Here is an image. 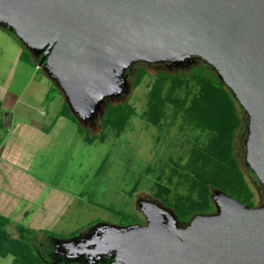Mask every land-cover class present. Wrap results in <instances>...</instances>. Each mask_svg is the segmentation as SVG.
<instances>
[{"label": "rangeland", "instance_id": "obj_1", "mask_svg": "<svg viewBox=\"0 0 264 264\" xmlns=\"http://www.w3.org/2000/svg\"><path fill=\"white\" fill-rule=\"evenodd\" d=\"M16 18H3L1 23L9 27ZM10 29L0 24V146L11 161L19 162V158L20 164L29 163L26 171L44 185H38L34 215L31 217V210L26 209L28 214L19 220L9 217L4 230L14 240L20 238L19 228L35 232L23 237L34 248L36 264H64L62 259H75L77 243L84 244V239L101 227L117 230L138 222L146 226L148 206L159 210L169 227L182 235L189 233L197 220H229L225 199L264 211V150L260 144L264 142V119L253 120L248 107L242 105L245 96L220 80L223 68L230 73L222 56L198 46L161 57L135 55L118 73L117 85L109 96H103L92 110H84L80 118L71 107L65 80L60 77L56 81L55 73L52 77L50 59L37 66L41 55L35 58L36 51L31 53L33 48ZM21 50L30 62L19 58ZM191 71L214 78L235 103L239 125L233 133L231 151L236 173L249 195L247 202L212 184L210 172L197 170L199 158L192 163V152L205 148L209 141L204 131L190 123L191 114L186 111L201 91L200 84L188 77ZM152 91L168 98L156 125L146 121V113L154 109V104L150 107ZM202 93L210 99L218 94L212 87H204ZM119 105H126L128 111L116 135L104 115L109 106ZM46 111L58 114L57 118L43 117ZM11 112V129L4 128L2 117ZM37 126L43 128L37 131ZM0 177L4 184L5 176ZM48 185L70 194L52 197ZM42 203L43 210H35ZM23 204L20 202L19 207ZM29 226L41 228L38 231ZM18 262L11 255L0 257V264Z\"/></svg>", "mask_w": 264, "mask_h": 264}, {"label": "water", "instance_id": "obj_2", "mask_svg": "<svg viewBox=\"0 0 264 264\" xmlns=\"http://www.w3.org/2000/svg\"><path fill=\"white\" fill-rule=\"evenodd\" d=\"M12 16L9 27L1 23ZM0 24L41 55L37 66L50 59L80 118L135 55L198 46L226 60L220 80L245 96L253 120L264 119V0H0ZM225 203L229 220H197L186 235L148 206L146 226L101 227L92 242L120 250L128 264H264V211Z\"/></svg>", "mask_w": 264, "mask_h": 264}, {"label": "trees", "instance_id": "obj_3", "mask_svg": "<svg viewBox=\"0 0 264 264\" xmlns=\"http://www.w3.org/2000/svg\"><path fill=\"white\" fill-rule=\"evenodd\" d=\"M19 58L30 62V59L26 58L23 50H21ZM34 66L36 65L34 64ZM191 72L188 77L200 84L201 91H199L197 97L191 99L187 105L188 107L186 106V111L191 114L189 117L190 123L200 131H204L209 141L205 148L195 149L192 152L190 156L192 163L199 158L201 160V166L197 170L205 173L210 172L212 184L217 183L222 190L229 193L233 198L247 202L249 195L246 192L241 178L236 173V163L234 162L231 151L233 133L239 125L235 103H233L221 84L214 78H206L205 72ZM204 87H212L215 89L218 92L217 97L210 99L207 95L203 94ZM154 89L156 91L157 86ZM149 98L152 99L150 107L154 104V109H149L146 113V121L156 125V119L161 115L163 102L168 98L159 97L153 91L150 93ZM127 111L128 107L126 105L109 106L106 110V114L104 115L106 122H108L106 124H110L109 126L116 130V135L123 128V122L126 117L124 113ZM67 117L69 120L78 124L70 114H67ZM80 129L84 133L83 129L79 127ZM6 223L7 219L0 215V257L11 255L19 260L18 264H36L37 260L34 254V248L30 241L23 237L24 233L32 234L35 232L19 228L20 238L17 240L9 239L4 230Z\"/></svg>", "mask_w": 264, "mask_h": 264}, {"label": "crops", "instance_id": "obj_4", "mask_svg": "<svg viewBox=\"0 0 264 264\" xmlns=\"http://www.w3.org/2000/svg\"><path fill=\"white\" fill-rule=\"evenodd\" d=\"M8 114H9L8 126L7 125L3 126L4 128H10L11 126L13 115H12V112L11 114L10 113ZM44 116L45 117L49 116V118L52 117L54 120L55 118H57L58 114L56 115L54 112L48 114V111H46L45 113H43V117ZM23 120H24L23 122L36 125L34 121L30 119L28 121L27 119L26 120L23 119ZM48 126H49L48 128H50V125ZM40 128L42 129L43 127L39 126L38 128L37 126V131H39ZM19 150L21 153L22 152L21 149ZM9 151L11 150L8 148V152ZM17 154L19 153L17 152ZM9 158L10 157H8L7 151L6 153L4 152V148L1 144L0 146V176L2 174V176H5V177H3L4 184L0 183V215L5 217L6 219H8L9 217H14V221H16V220H19L20 218H23L24 216L28 214L26 209L31 210L29 212L31 217L32 215H34L33 208H35V205L33 202H34V198L37 195V191L40 189V187L38 188V185L42 186L44 185V183L40 179L33 177L26 171L29 166V163L28 165L24 163L20 164L19 158H18L19 162L15 163V161H11L10 160L11 158L10 159ZM1 171H3V173H1ZM0 182H1V177H0ZM48 188L51 190L52 197L59 198V195H69L70 194L65 189L57 188L56 186H53V185H48ZM22 201L27 202V205H24ZM20 202H21V205L23 204L24 207H19ZM43 202L44 203L46 202L45 199L43 200ZM41 208L43 210V203L41 204L40 208L35 209V210H39ZM56 214L58 215V212ZM51 219L52 218H50V220ZM50 220L46 222H48V224H51ZM30 221H28L27 224L31 225L32 222ZM29 228L39 231L41 227L37 229V227L29 226ZM42 230H43V227H42Z\"/></svg>", "mask_w": 264, "mask_h": 264}, {"label": "flooded vegetation", "instance_id": "obj_5", "mask_svg": "<svg viewBox=\"0 0 264 264\" xmlns=\"http://www.w3.org/2000/svg\"><path fill=\"white\" fill-rule=\"evenodd\" d=\"M138 225H143L142 222L136 223ZM95 236L101 237V234H90L89 237L84 239V244L82 242H78L73 250L77 253L75 259H71L68 261H64V264H128L130 262H126L127 259L123 257L124 254L120 250L116 249H103L95 248L94 240ZM127 248L124 250L126 252ZM68 251L67 253H69ZM72 253V251L70 252ZM74 253V252H73Z\"/></svg>", "mask_w": 264, "mask_h": 264}]
</instances>
